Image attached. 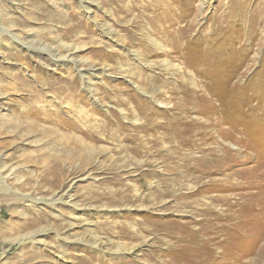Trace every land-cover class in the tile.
I'll list each match as a JSON object with an SVG mask.
<instances>
[{
    "label": "rangeland",
    "instance_id": "1",
    "mask_svg": "<svg viewBox=\"0 0 264 264\" xmlns=\"http://www.w3.org/2000/svg\"><path fill=\"white\" fill-rule=\"evenodd\" d=\"M0 264H264V0H0Z\"/></svg>",
    "mask_w": 264,
    "mask_h": 264
},
{
    "label": "bare ground",
    "instance_id": "2",
    "mask_svg": "<svg viewBox=\"0 0 264 264\" xmlns=\"http://www.w3.org/2000/svg\"><path fill=\"white\" fill-rule=\"evenodd\" d=\"M46 48V47H45ZM70 59V58H69ZM79 72V71H78ZM82 75V74H81ZM156 79V78H155ZM143 82H144V80H143ZM147 84V83H146ZM163 84H164V82H163ZM162 84V85H163ZM148 85V84H147ZM70 89V88H69ZM149 89V88H148ZM67 91V90H66ZM146 91V90H145ZM178 92V91H177ZM159 94V93H158ZM160 94H162V93H160ZM132 95V94H131ZM179 97V96H178ZM133 98V97H132ZM127 100V99H126ZM119 101V100H118ZM122 102V101H121ZM134 102V101H133ZM120 103V102H119ZM133 104V103H132ZM143 104V103H142ZM71 105V104H70ZM162 105V104H161ZM123 106V105H122ZM127 106V105H126ZM117 107V106H116ZM136 107V106H135ZM145 107V106H144ZM123 108V107H122ZM131 108V107H130ZM133 108V107H132ZM184 108V107H183ZM73 110V109H72ZM71 111V110H70ZM84 113V112H83ZM191 113V112H190ZM84 114H86V113H84ZM82 115V114H81ZM88 115V114H87ZM119 115V114H118ZM176 115H178V114H176ZM138 116V115H137ZM147 116V115H146ZM179 116V115H178ZM78 117V116H77ZM144 117V116H143ZM186 117V116H185ZM83 118V117H82ZM90 118V117H89ZM131 118V117H130ZM81 119V118H80ZM85 119H86V117H85ZM129 119V118H128ZM177 119V118H176ZM203 119V118H202ZM91 120V119H90ZM95 120V119H94ZM137 120V119H136ZM139 120V119H138ZM150 120V119H149ZM82 121V120H81ZM88 121V120H87ZM86 121V122H87ZM128 121V120H127ZM144 121H145V119H144ZM158 121V120H157ZM202 121V120H201ZM85 122V121H84ZM113 122H115V121H113ZM158 122H160V121H158ZM175 122V121H174ZM197 122V121H196ZM206 122V121H205ZM83 123V122H82ZM89 123V122H88ZM96 123V122H95ZM109 123V122H108ZM155 123V122H154ZM209 123V122H208ZM99 124H100V122H99ZM118 124V123H117ZM149 124H151V123H149ZM160 124V123H159ZM88 125V124H87ZM92 125H94V124H92ZM153 125V124H152ZM163 124H161V126H162ZM211 125V124H210ZM86 126V125H85ZM90 126V125H89ZM109 126V125H108ZM164 126V125H163ZM92 127V126H91ZM103 127V126H102ZM113 127V126H112ZM145 127V126H144ZM195 127V126H194ZM89 128V127H88ZM118 128V127H117ZM103 130H106V129H104L103 128ZM118 130V129H117ZM137 130V129H136ZM140 130V129H139ZM194 130V129H193ZM99 131V130H98ZM201 131V130H200ZM208 131V130H207ZM158 132V131H157ZM194 132V131H193ZM96 133V132H95ZM123 133H124V131H123ZM143 134V133H142ZM158 134V133H157ZM206 134V133H205ZM208 134V133H207ZM136 135H137V133H136ZM151 135V134H150ZM160 135V134H159ZM186 135V134H185ZM206 136V135H205ZM126 137V136H125ZM147 137H148V135H147ZM157 137V136H156ZM170 137V136H169ZM168 137V138H169ZM181 137V136H180ZM109 138V137H108ZM152 138H154V137H152ZM132 139V138H131ZM136 139V138H135ZM149 139V138H148ZM172 139V138H171ZM170 139V140H171ZM162 140V139H161ZM174 140H176V139H174ZM179 140V139H178ZM133 141V140H132ZM141 141L143 142V144L144 145H146V141L145 140H143V139H141ZM156 141V140H155ZM204 141V140H203ZM142 142H141V144H142ZM162 143H163V141H162ZM148 144V143H147ZM153 144V143H152ZM170 145H172L171 143H169ZM177 144V143H176ZM180 145V144H179ZM219 146V145H218ZM159 147V146H158ZM174 147V146H173ZM181 147V146H180ZM141 148V147H140ZM184 148V147H183ZM135 149V148H134ZM161 149H163V148H161ZM215 149V148H214ZM137 150V149H136ZM146 150V149H145ZM156 150V149H155ZM170 150L171 151H173L171 148H170ZM163 151V150H162ZM178 151V150H177ZM181 151V150H180ZM197 151V150H196ZM136 152H138V151H136ZM170 152V151H169ZM207 152V151H206ZM162 153V152H161ZM181 153V152H180ZM182 153H184V152H182ZM188 153V152H187ZM222 153V152H221ZM237 153V152H236ZM134 154V153H133ZM156 154V153H155ZM170 154V153H169ZM172 154V153H171ZM178 154V153H177ZM192 154V153H191ZM195 154V153H194ZM242 154V153H241ZM148 155V154H147ZM168 155V154H167ZM173 155H175V153L173 154ZM141 156V155H140ZM176 156V155H175ZM190 156V155H189ZM219 156H221V155H219ZM158 157V156H157ZM207 157V156H206ZM222 157V156H221ZM167 158V157H166ZM168 158H169V156H168ZM172 158V157H171ZM178 158V157H177ZM176 158V159H177ZM190 158V157H189ZM220 158V157H219ZM163 160H166V159H163ZM162 160V161H163ZM172 160H173V158H172ZM175 160V159H174ZM178 160V159H177ZM222 160H223V158H222ZM155 161V160H154ZM190 161V160H189ZM208 161V160H207ZM206 162V161H205ZM209 162H210V160H209ZM144 163V162H143ZM145 164H146V162H145ZM161 164V163H160ZM181 164V163H180ZM196 164V163H195ZM205 164V163H204ZM212 164V163H211ZM168 165V164H167ZM209 165V164H208ZM217 165V164H216ZM198 166H200V167H203L202 168V172H206L207 171V169L204 167V165L203 164H198ZM205 166H206V164H205ZM152 167V166H151ZM175 167V166H174ZM187 167V166H186ZM196 167V166H195ZM210 167V166H209ZM212 167V166H211ZM217 167V166H216ZM222 167V166H221ZM172 168V167H171ZM197 168V167H196ZM215 168V167H214ZM218 168V167H217ZM216 168V169H217ZM177 169V168H176ZM213 170V169H212ZM189 171V170H188ZM214 171V170H213ZM186 172V171H185ZM191 172V171H190ZM215 172V171H214ZM181 173V172H180ZM163 174V173H162ZM191 174V173H190ZM217 174V173H216ZM188 175V174H187ZM230 175V174H229ZM194 175H192L190 178H194L193 177ZM160 177V176H159ZM212 177V176H211ZM154 178V177H153ZM199 178V177H198ZM144 179V178H143ZM197 180V179H196ZM145 181V180H144ZM205 181V180H204ZM228 181H230V179L228 180ZM227 181V182H228ZM223 182H225V181H223ZM200 183V182H199ZM220 183V182H219ZM222 183V182H221ZM147 184V183H146ZM215 183H213V185H214ZM227 184V183H226ZM172 185V184H171ZM189 185V184H188ZM192 185V184H191ZM204 185V184H203ZM216 185V184H215ZM219 185V184H218ZM221 185V184H220ZM201 186V185H200ZM209 186V185H208ZM227 186V185H226ZM230 186V185H229ZM186 187V186H185ZM197 187V186H196ZM205 187H207V186H205ZM216 187V186H215ZM171 188V187H170ZM189 188V187H188ZM168 189V188H167ZM200 189V188H199ZM169 191V190H168ZM204 191V190H203ZM209 191V190H208ZM171 192V191H170ZM174 192V191H173ZM185 192V191H184ZM186 192H187V190H186ZM199 193V192H198ZM198 193H196V191L195 192H193V193H188V194H186V195H183V196H181V198H184V197H188V196H196ZM222 193V192H221ZM220 193V194H221ZM205 194V193H204ZM132 195V194H131ZM210 195V194H209ZM217 195V194H216ZM240 195H242V194H240ZM198 196V195H197ZM204 196V195H203ZM228 196H230V195H228ZM199 197H201V196H199ZM239 197V196H238ZM246 197V196H245ZM167 198V197H166ZM202 198V197H201ZM214 198V197H213ZM216 198H217V196H216ZM239 198H241V197H239ZM247 198V197H246ZM168 199H169V197H168ZM186 199V198H185ZM188 199H190V198H188ZM206 199V198H205ZM224 199V198H223ZM171 200V199H170ZM193 200V199H192ZM204 200V199H203ZM227 200V199H226ZM175 201V200H174ZM219 201V200H218ZM218 201H217V203H218ZM246 201V200H245ZM197 202V201H196ZM201 202V201H200ZM223 202V201H222ZM190 203V202H189ZM197 203H199V201L197 202ZM206 203V202H205ZM225 203H227V202H225ZM242 203V202H241ZM256 203V202H255ZM209 204L211 205V206H209ZM219 204V203H218ZM221 204V203H220ZM230 204V203H229ZM233 204V203H232ZM197 205V204H196ZM195 205V206H196ZM223 205V204H222ZM219 206V205H218ZM181 207V206H180ZM226 207V206H225ZM253 207V206H252ZM213 208H214V206H213V202H211V201H209V202H207V204L205 205V206H201V205H199L198 204V209H197V215H203L205 218H202V219H197L196 220V222H197V224L199 225V228H198V232H200V234L201 235H199V237H201V238H203V236L204 235H206V233H208V232H210L213 228H214V226H215V223H214V220L216 219V218H222L221 216H223L224 215V213H220V214H216V212L213 210ZM220 208V207H219ZM168 209V208H167ZM185 209V208H184ZM192 209V208H191ZM236 209V208H235ZM230 210H231V208H230ZM189 211V210H188ZM221 211V210H220ZM244 211V210H243ZM245 212V211H244ZM243 213V212H242ZM223 214V215H222ZM228 214V213H227ZM238 214V213H237ZM254 214V213H253ZM190 215H192V212L190 213ZM208 216H210V217H208ZM252 216V215H251ZM254 216H255V214H254ZM198 217V216H197ZM224 217V216H223ZM196 218V217H195ZM237 218V220H236V223H237V226H231V227H229L231 230H232V232L234 231V233H236L235 234V236L237 235V233L239 232V239H241V241H245L244 240V238H245V236H243V227H244V224H245V222H244V218L242 219V217H236ZM254 218V217H253ZM258 218V217H257ZM233 219H235V217L233 218L232 217V220ZM248 219V218H247ZM259 219V218H258ZM232 223H234V222H232ZM217 224V223H216ZM190 225H192V224H190ZM197 225V226H198ZM187 226V225H186ZM220 226V225H219ZM229 226V225H228ZM216 227V226H215ZM221 227V226H220ZM217 228V227H216ZM230 232V231H229ZM195 233H197L196 231H195ZM197 234H199V233H197ZM224 234V233H223ZM229 234V233H228ZM176 236V235H175ZM185 236V235H184ZM210 236V235H209ZM222 236V235H221ZM220 236V237H221ZM255 236V235H254ZM173 237V236H172ZM258 237V236H257ZM183 238V237H182ZM188 238V237H187ZM192 238V237H191ZM179 239V238H178ZM199 239V238H198ZM183 240V239H182ZM212 240H213V238H209L207 241H206V243L204 242V245H207V244H209V243H211L212 242ZM200 242H203L202 241V239L201 240H199ZM231 241V240H230ZM247 241V240H246ZM193 242V241H192ZM217 242V241H216ZM186 243V242H185ZM220 244V243H219ZM196 246V245H195ZM198 247V246H197ZM213 248V247H212ZM238 248V247H237ZM209 249V248H208ZM216 249V248H215ZM118 250H129L128 248H122V246H120V248L118 247ZM235 251V250H234ZM229 259V258H228ZM196 262V261H195ZM160 263V262H159Z\"/></svg>",
    "mask_w": 264,
    "mask_h": 264
}]
</instances>
